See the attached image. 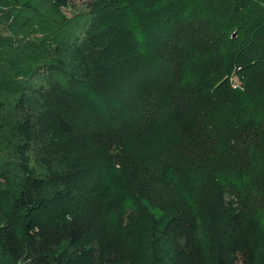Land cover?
Wrapping results in <instances>:
<instances>
[{"label":"trees","instance_id":"16d2710c","mask_svg":"<svg viewBox=\"0 0 264 264\" xmlns=\"http://www.w3.org/2000/svg\"><path fill=\"white\" fill-rule=\"evenodd\" d=\"M70 7L0 0V254L264 264V0Z\"/></svg>","mask_w":264,"mask_h":264},{"label":"rangeland","instance_id":"374dc122","mask_svg":"<svg viewBox=\"0 0 264 264\" xmlns=\"http://www.w3.org/2000/svg\"><path fill=\"white\" fill-rule=\"evenodd\" d=\"M86 0H71V7L68 10L64 9V12L68 17H71L75 11L82 10L85 6ZM235 34V33H234ZM230 84L233 88L238 89L239 91H245V81L244 76L239 73H232L230 77ZM226 201L229 204H232L235 201V197L231 193L226 194ZM0 264H28L27 260L19 261L17 263H12L8 261L3 255L0 254Z\"/></svg>","mask_w":264,"mask_h":264},{"label":"water","instance_id":"95a60500","mask_svg":"<svg viewBox=\"0 0 264 264\" xmlns=\"http://www.w3.org/2000/svg\"><path fill=\"white\" fill-rule=\"evenodd\" d=\"M236 34H234V36H235Z\"/></svg>","mask_w":264,"mask_h":264}]
</instances>
